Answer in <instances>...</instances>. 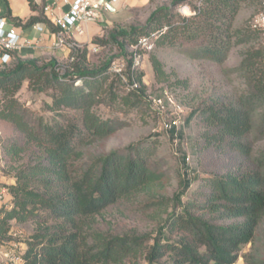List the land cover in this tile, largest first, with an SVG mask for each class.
I'll return each mask as SVG.
<instances>
[{"label": "trees", "instance_id": "obj_1", "mask_svg": "<svg viewBox=\"0 0 264 264\" xmlns=\"http://www.w3.org/2000/svg\"><path fill=\"white\" fill-rule=\"evenodd\" d=\"M28 1L37 16L23 25L10 7L7 16L23 27L41 22L55 30L43 5ZM186 1L190 0H174L154 11L144 26L119 29L112 36L128 37L133 44L160 30L158 46L189 45L194 58L224 62L233 45L231 27L241 0H201L192 6L194 14L184 16L178 7ZM87 53L86 47L78 52L63 73L57 70L56 60L39 65L38 58L17 53L9 65L0 67V120L17 133L4 149L12 157L31 152L27 162L15 167L16 181L9 185L11 205L0 209V239L8 236L12 222L35 221L38 229L27 241L25 264H139L141 258L149 264H165L161 259L166 255L172 264L236 262L240 246L254 240L264 220V150L256 149L264 136V67L257 64L258 58L264 60V50L248 52L238 67L249 77L244 95L227 101L215 98L196 110L202 126L198 155L206 151L229 154L241 165L207 169L206 175L187 179L174 195L176 207L163 219L155 237L85 228L89 219L124 200L146 195L155 206L165 202L156 194L161 174L152 165V141L113 149L79 165L87 146L118 129L95 109L102 102L110 65L90 67ZM151 62L158 78L166 75L158 56L152 55ZM77 80L82 84L76 85ZM137 80L144 92L142 74H137ZM25 81H35L40 91L54 90L51 109L57 114L50 120L18 100ZM136 89L123 97L125 103L140 98ZM194 180L198 185L193 196L184 201ZM246 261L264 264L252 254L246 255Z\"/></svg>", "mask_w": 264, "mask_h": 264}, {"label": "rangeland", "instance_id": "obj_2", "mask_svg": "<svg viewBox=\"0 0 264 264\" xmlns=\"http://www.w3.org/2000/svg\"><path fill=\"white\" fill-rule=\"evenodd\" d=\"M173 1L134 0L131 7L119 13V8L115 12L104 11L101 20L90 22V38L88 40L78 38L82 45L79 52L85 47L88 50L86 63L90 67L97 68L106 62L110 65L107 71L109 77L101 94L102 102L95 109L103 119L112 120L118 127L109 137L87 146L79 165L89 163L96 156L113 149L124 148L142 140L152 141L154 144L152 165L155 171L161 174V182L156 187V194L165 201L161 207L155 206L146 195L121 201L96 215L95 218L89 219L85 223V228L88 230L105 234L146 233L155 237L163 219L176 207L174 195L184 186L187 179L202 177L206 175L207 169L226 170L229 167H238L242 163L229 154L220 156L216 152L206 151L198 155L196 143L201 137L202 126L199 125L196 110L212 99L225 101L236 99L247 91L249 77L238 67L248 52L256 53L259 49L264 50V34L250 33L252 30L250 22L259 9V1L241 0V8L231 27L233 45L227 59L222 63L192 57L189 54L191 51L189 45L172 48L158 46L160 30L151 32L157 33L151 49L137 47L140 38L144 36L133 44L128 37L118 36L114 39L112 36L119 29L144 26L154 11L160 7L170 6ZM200 4L201 0L186 1L178 7V10L182 15L190 16L194 14L192 6ZM121 44L124 45V50ZM93 45L97 46L96 51L92 50ZM152 55L158 56L162 61L165 76L161 78L156 76L151 62ZM35 57L38 58L39 65H47L52 59L56 60L57 70L60 73L65 72L71 65L69 52L63 56L58 50L46 53L39 51ZM130 59L133 61L132 72L128 67ZM260 61L261 59L258 58L257 64L263 68L264 60ZM122 62L125 64L122 73L127 80L114 70ZM137 74H142L144 92L140 91L139 83L136 92L140 94V98L137 100L133 97L125 103L123 97L134 91L129 82L133 77L137 79ZM81 84L82 80H77L76 85ZM53 93L52 88L40 91L35 81H25L17 93V98L34 114L50 120L57 114L51 109ZM172 118H180V124L174 129H168L165 121ZM16 136L17 133L12 126L0 120V187L8 189L9 185L16 181L15 167L27 162L31 153L28 151L22 153L20 157H12L6 152L5 144ZM256 149L264 150V136L256 142ZM197 185L198 182L192 181L190 189L183 196L184 201L193 196ZM10 203L11 201L4 202L2 206H9ZM37 229L38 225L33 220L24 223L12 222L8 236L0 239V264H18L12 257L23 258L27 241ZM175 238L177 235H174ZM149 242L152 244L153 240ZM5 253H9L8 256ZM250 254L264 260V220L254 240L240 246L238 259L233 264H248L246 255ZM161 261L172 264L169 255L163 257ZM139 264H149V262L141 258Z\"/></svg>", "mask_w": 264, "mask_h": 264}, {"label": "built area", "instance_id": "obj_3", "mask_svg": "<svg viewBox=\"0 0 264 264\" xmlns=\"http://www.w3.org/2000/svg\"><path fill=\"white\" fill-rule=\"evenodd\" d=\"M259 1V9L250 22L251 29L264 34V0ZM119 0H44L43 10L45 16L55 27L54 35L56 41L52 48L64 49L69 52L70 63L74 62L82 45L78 41L77 35H87L88 25L91 21L95 22L103 18L104 11H110L107 3L111 6L116 5ZM11 24V25H10ZM14 22L0 16V67L9 65L14 57V53L21 51L25 47L36 49L39 47L40 37L24 38L21 32L15 30ZM34 29L39 35L45 31V23H35ZM157 33H151L140 38L137 45L151 49L154 37ZM92 50L96 51L97 46L93 45ZM124 62L119 67L114 68L125 80L122 73ZM130 87L136 88L139 82L133 77ZM160 104L161 101L159 100ZM180 124V118H172L165 121L168 129H174ZM11 194L7 187H0V209L2 203L11 201ZM8 206V205H6ZM13 232V229L11 233ZM9 253H5L8 256ZM18 264H24V259L20 256L12 257Z\"/></svg>", "mask_w": 264, "mask_h": 264}, {"label": "crops", "instance_id": "obj_4", "mask_svg": "<svg viewBox=\"0 0 264 264\" xmlns=\"http://www.w3.org/2000/svg\"><path fill=\"white\" fill-rule=\"evenodd\" d=\"M39 6H42L44 4V0H34ZM134 0H119L116 5L112 6L113 9L110 8L111 12H115L119 8V12L128 9L131 7L133 4ZM10 7L11 9V14L13 17H18L21 20V24L23 25L31 16H37L39 13L37 11H33L31 6L29 5L28 0H0V16L5 17L9 19L10 21H13L9 16H7V9ZM107 11V12H110ZM14 22V21H13ZM38 23V22H36ZM17 25L14 24L15 30L18 32H21L24 38H36L40 37V43L39 47L36 49L30 48V47H25L21 51H18L17 54L24 58H29V57H35V54L39 51L41 52H48V51H54L58 50L60 53L64 56L68 54L67 50L64 49H55L52 48V45L56 41V36L54 35V30H52L48 25L45 27V31L39 35L37 31L34 29L33 25L29 27H23L22 25ZM11 25V24H10ZM96 27V25L94 24ZM89 27L88 25V34L87 35H77V38L80 40H84L85 38H90V33H89Z\"/></svg>", "mask_w": 264, "mask_h": 264}, {"label": "water", "instance_id": "obj_5", "mask_svg": "<svg viewBox=\"0 0 264 264\" xmlns=\"http://www.w3.org/2000/svg\"><path fill=\"white\" fill-rule=\"evenodd\" d=\"M107 6H108L109 8H111V9H113V7H112L110 4H108V3H107Z\"/></svg>", "mask_w": 264, "mask_h": 264}]
</instances>
